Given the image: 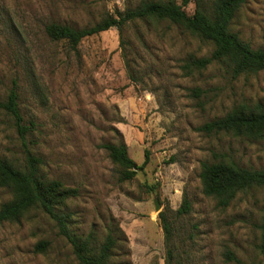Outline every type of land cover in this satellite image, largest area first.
I'll return each mask as SVG.
<instances>
[{
	"label": "rangeland",
	"instance_id": "rangeland-1",
	"mask_svg": "<svg viewBox=\"0 0 264 264\" xmlns=\"http://www.w3.org/2000/svg\"><path fill=\"white\" fill-rule=\"evenodd\" d=\"M141 0H0V101L16 84L29 150L42 159L40 174L76 188L61 206L72 232L102 242L117 238L110 264H165L166 213L175 257L183 264H264L258 250L264 187L239 192L225 207L202 192L200 164L217 157L264 170V139L197 127L240 105L264 104V71L233 77L213 63L185 76L190 56L212 44L168 21H132L83 38L76 49L51 40L50 22L91 26ZM181 3L182 0H175ZM183 8L192 14L197 2ZM231 29L253 48L264 45V0H246ZM199 89V95L193 89ZM124 142L141 165L131 180L100 147ZM0 157L20 165L25 152L10 115L0 108ZM183 196L191 211L175 215ZM12 198L0 187V206ZM159 209L155 210V204ZM47 241L44 252L35 250ZM0 264H80L71 244L40 209L0 222Z\"/></svg>",
	"mask_w": 264,
	"mask_h": 264
},
{
	"label": "trees",
	"instance_id": "trees-1",
	"mask_svg": "<svg viewBox=\"0 0 264 264\" xmlns=\"http://www.w3.org/2000/svg\"><path fill=\"white\" fill-rule=\"evenodd\" d=\"M190 0H141L132 7H126L113 14H106L91 26L75 28L67 24L50 22L44 29L47 36L54 41L64 40L69 47L76 49L80 41L88 36L116 28L122 34L126 23L140 21H168L212 44L209 55L190 56L181 65L185 76L195 70H203L213 63L225 66L233 77L243 74H255L264 71V45L253 48L231 29V24L246 0H212L207 7L198 2L192 14H187L184 6ZM193 93L200 91L194 88ZM17 86L9 90L5 100L0 101V108L11 116L15 130L22 141L25 152L23 164L17 165L0 157V187L7 188L12 198L0 206V222L18 221L28 210L40 209L55 223L58 234L63 236L72 247L80 264H110L112 252L117 245V238L108 232L102 242L93 244L92 236L81 237L71 231L67 213L61 210L66 200L78 194L76 188L65 186L61 181L49 179L40 174L42 159L34 155L26 144V135L34 126L32 121L26 123L19 108ZM206 134L225 133L236 138L248 140L264 139V104L240 105L223 116L213 118L197 127ZM101 148L107 151L111 161L120 167V181L131 180L138 171L149 162V152L145 150L141 165L129 157L124 142L104 143ZM200 183L204 195L216 200L217 206L225 208L239 192L254 187H264V170L240 166L224 159L203 161L199 171ZM191 211V202L183 196L175 215L183 216ZM164 232L166 247L165 264H183L178 260L171 244L172 229L169 218L164 211L158 214ZM259 252L264 255V211L261 217ZM48 242L39 241L35 250L44 252Z\"/></svg>",
	"mask_w": 264,
	"mask_h": 264
},
{
	"label": "water",
	"instance_id": "water-1",
	"mask_svg": "<svg viewBox=\"0 0 264 264\" xmlns=\"http://www.w3.org/2000/svg\"><path fill=\"white\" fill-rule=\"evenodd\" d=\"M159 209V204H155V210H158Z\"/></svg>",
	"mask_w": 264,
	"mask_h": 264
}]
</instances>
